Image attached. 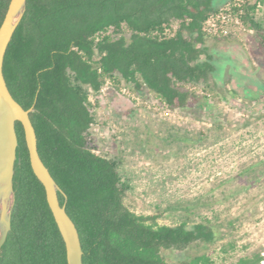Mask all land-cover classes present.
Wrapping results in <instances>:
<instances>
[{
    "label": "trees",
    "instance_id": "1",
    "mask_svg": "<svg viewBox=\"0 0 264 264\" xmlns=\"http://www.w3.org/2000/svg\"><path fill=\"white\" fill-rule=\"evenodd\" d=\"M215 1L26 0L2 72L13 99L25 110L32 108L37 152L77 229L82 264H169L163 251H184L219 238L205 217L193 224L183 220L161 225V212L131 211L124 203L131 185L120 174L119 160L98 154L90 131L106 79L146 89L172 110L195 104L202 108V97L192 87L211 92L218 88L213 80L218 67L206 38H225L201 29L208 14L218 9ZM9 2L0 0V25ZM243 9V24L255 31L264 48V23L257 19L256 2H247ZM218 95L230 102L225 91L219 89ZM15 132L14 202L0 264H67L19 122ZM258 163L264 166V154ZM263 261L261 251L231 264ZM176 264L214 262L210 253H203Z\"/></svg>",
    "mask_w": 264,
    "mask_h": 264
},
{
    "label": "rangeland",
    "instance_id": "2",
    "mask_svg": "<svg viewBox=\"0 0 264 264\" xmlns=\"http://www.w3.org/2000/svg\"><path fill=\"white\" fill-rule=\"evenodd\" d=\"M257 19L264 23V5ZM255 34L229 28L225 38H206L218 88L192 87L202 108L167 111L153 93L124 82H113L97 98L91 146L119 160L131 185L125 205L136 214L161 212V225L205 217L219 233L212 244L163 251L169 264L203 253L214 264H231L264 252V166L258 163L264 154V48ZM123 86L139 101L123 96ZM219 89L230 102L220 100ZM242 170L247 173L238 176Z\"/></svg>",
    "mask_w": 264,
    "mask_h": 264
},
{
    "label": "water",
    "instance_id": "3",
    "mask_svg": "<svg viewBox=\"0 0 264 264\" xmlns=\"http://www.w3.org/2000/svg\"><path fill=\"white\" fill-rule=\"evenodd\" d=\"M26 0H10L0 25V248L10 230V212L14 202L13 173L16 159L17 137L15 122L24 131L30 167L45 190L46 201L65 245L67 264H82V249L74 223L61 206L57 197L58 187L42 163L36 147V135L23 109L11 96L4 80L2 66L6 47L21 20ZM262 264V263H261Z\"/></svg>",
    "mask_w": 264,
    "mask_h": 264
},
{
    "label": "built area",
    "instance_id": "4",
    "mask_svg": "<svg viewBox=\"0 0 264 264\" xmlns=\"http://www.w3.org/2000/svg\"><path fill=\"white\" fill-rule=\"evenodd\" d=\"M248 1L249 0H234L231 3H227L225 6L218 8L216 11L209 13L205 21L202 23V31L211 36H227L229 34V28L248 31L249 33L252 32L253 29L244 25L241 20V16L244 13L243 5ZM263 5L264 2H256V10L259 11L262 9ZM112 83L113 82L110 79H106L100 93L104 94L106 88L111 86ZM120 92L123 96H126L135 102L139 101V98L135 97L127 86H123L120 89ZM163 105L167 111L172 110L164 103Z\"/></svg>",
    "mask_w": 264,
    "mask_h": 264
},
{
    "label": "bare ground",
    "instance_id": "5",
    "mask_svg": "<svg viewBox=\"0 0 264 264\" xmlns=\"http://www.w3.org/2000/svg\"><path fill=\"white\" fill-rule=\"evenodd\" d=\"M262 264H264V261L262 262Z\"/></svg>",
    "mask_w": 264,
    "mask_h": 264
},
{
    "label": "crops",
    "instance_id": "6",
    "mask_svg": "<svg viewBox=\"0 0 264 264\" xmlns=\"http://www.w3.org/2000/svg\"><path fill=\"white\" fill-rule=\"evenodd\" d=\"M107 90H108V88H107Z\"/></svg>",
    "mask_w": 264,
    "mask_h": 264
}]
</instances>
